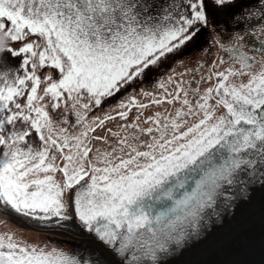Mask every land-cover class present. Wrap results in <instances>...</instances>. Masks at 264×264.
I'll return each instance as SVG.
<instances>
[{
  "label": "snow or ice",
  "instance_id": "obj_1",
  "mask_svg": "<svg viewBox=\"0 0 264 264\" xmlns=\"http://www.w3.org/2000/svg\"><path fill=\"white\" fill-rule=\"evenodd\" d=\"M211 3L221 8L232 0ZM197 24H209L206 0H0V54L20 58L16 68L0 69V216L62 225L72 219L71 207L79 227L116 264H161L162 256L199 235L216 215L218 198H231L226 189L264 186V68L252 72L257 61L241 50L243 35L223 49L239 70L215 73L218 82L198 99L189 98L197 89L176 84L152 101H178L174 116L156 113L147 129L121 125L123 136L109 129L108 149L90 157V140H108L89 134L114 119L88 122L90 107L181 49L200 32ZM261 40L256 51L264 55ZM45 69L58 78L43 75ZM243 76L246 83L235 82ZM61 104L74 112L83 129L78 135L54 125L47 108L54 112ZM132 106L147 107L129 98L118 105L121 120ZM33 133L39 144L29 140ZM0 264L109 262L98 253L46 251L5 234Z\"/></svg>",
  "mask_w": 264,
  "mask_h": 264
},
{
  "label": "water",
  "instance_id": "obj_2",
  "mask_svg": "<svg viewBox=\"0 0 264 264\" xmlns=\"http://www.w3.org/2000/svg\"><path fill=\"white\" fill-rule=\"evenodd\" d=\"M240 187L226 189L231 198H218L216 215L199 235L162 256L161 264H264V186L257 181L243 192ZM68 215L72 219L58 225L55 219L41 222L9 214L8 224L46 251L59 247L78 256L98 253L116 264L95 237L79 227L74 212Z\"/></svg>",
  "mask_w": 264,
  "mask_h": 264
},
{
  "label": "flooded vegetation",
  "instance_id": "obj_3",
  "mask_svg": "<svg viewBox=\"0 0 264 264\" xmlns=\"http://www.w3.org/2000/svg\"><path fill=\"white\" fill-rule=\"evenodd\" d=\"M254 3L261 4V0H232V3H230L227 10L225 11V17L223 19H218L217 21L210 20V23L212 24L209 26L210 28L209 30L213 35H215L216 37H224L228 39L231 38L229 44L220 47L221 50V52L219 53L220 55L216 57L219 62L221 61L222 57H225V59H227V54L223 51V49L234 47L237 44L238 37L240 35L244 36V39L239 41V43L242 45L241 50L247 52V54L250 56H254L253 53L256 52V49L258 48L257 45L261 44L258 36L255 37V31H256L255 29L256 26L260 28L261 26H264V19H261V16L264 15V12H262V9L253 11L252 9ZM258 34H261V31H258ZM197 40L199 41L197 45L202 54L201 58L200 56L199 57L190 56L189 58L184 60L182 59V55L184 56L186 55V53L179 54L178 57H173V56L169 57L171 60H169V58H167V60H164L162 58L158 62V64L155 65L154 68H151L150 70L148 69L147 72L142 77L137 78L132 82L130 86L131 98H134L136 100V98H139V93L140 96L144 95L143 94L144 92L148 93L145 99H141V101L136 100L137 103L141 102L147 105V107L143 108V110L139 112L140 115L144 117L146 120L149 117L154 116V107L152 102L153 99H160L156 97L159 94L165 95V96H161L162 98L166 97L167 93H170L175 88L176 84L178 83L181 84V87L183 88L197 89L198 90L197 95L192 96L190 94L189 98L198 99L199 95L203 94V92L207 88L213 87L218 82L215 76V73H217L218 71L215 72L213 67L211 68L207 67V64L211 60H213V54L209 48V45L212 44L213 42L207 41L204 36H200V38H198ZM187 62L190 63L193 62L192 66H190L189 68H185ZM201 65H203V67H201ZM233 65H234L233 68L234 70H239L238 64L233 63ZM202 77L207 79L202 80L201 79ZM239 78H236L235 80H238ZM139 83H141L144 90L143 88L141 91L139 90V86H140ZM161 83L164 84L163 88L159 86ZM169 87L170 89H168ZM121 95L122 93L120 92L114 95L113 102L115 104L120 100L118 97ZM210 103L214 104L215 101H210ZM162 108L164 112L167 113V116L169 117L174 116L175 111L172 109L171 105L168 106L163 105ZM118 110H119L118 108L114 109L116 114ZM138 110L139 109L132 108L130 112L131 114L130 116L132 119L137 120L135 117L138 113ZM184 110L186 111L187 109L184 108ZM223 112H224L223 109L222 111L219 109L217 111V115H221L223 114ZM60 119H61L60 117L54 116L53 117L54 125L57 127V125L59 126V123H62L60 128L66 129L68 131V129H70L68 125L72 123L69 120L70 118L65 116L64 119L65 121H67V123L59 122ZM190 119L193 120V118L191 117L189 118V120ZM121 121L122 120L119 118L118 123L121 124ZM75 126L78 127L79 125L76 124ZM150 126L152 125H146L145 129H147ZM109 129H116V131L118 130L116 124L110 127ZM105 130H106V126H104L103 129H99L97 135H105L104 134ZM142 139L150 140L151 137H142Z\"/></svg>",
  "mask_w": 264,
  "mask_h": 264
},
{
  "label": "rangeland",
  "instance_id": "obj_4",
  "mask_svg": "<svg viewBox=\"0 0 264 264\" xmlns=\"http://www.w3.org/2000/svg\"><path fill=\"white\" fill-rule=\"evenodd\" d=\"M206 3H207V15H208V20H209L208 26L202 27L199 24L195 25V28L201 29L200 32H198L197 35L191 41H189L186 45H184L181 49H179L178 51H175L173 53L168 54L163 59L167 60V58L172 57V56L178 57L179 54H182V53H186V55H184V56L182 55V59H184V60H186L190 56H196V57L200 56V58H201L202 54H201L200 49L197 45V43L199 42L197 39L200 38V36H204L207 41L213 42L212 44L209 45V48L213 54V60H211L207 64V67L208 68L213 67L215 72L216 71L222 72V71H225L226 69H230V68L233 69L234 65L230 60L225 59V62L221 63V61L219 62L216 58L218 55H220L219 54L221 52L220 47L223 45L229 44L231 38L228 39V38H224V37H216L209 30L210 29L209 26L212 24V23H210V20L217 21L218 19H223L225 17V11L227 10V8L230 4H226L225 6H223L221 8H217L211 3V0H206ZM258 9H262V4L254 3L252 10L256 11ZM255 30H256L255 31V37L258 36L260 42L262 43L261 37L264 36V33L258 34V31H260V27H258V26H256ZM214 37L217 39H215ZM28 42H31V41L29 40ZM11 46L14 49H18L21 46V44L20 43H14ZM257 46L259 48L261 46V44L257 45ZM197 52H200V53H197ZM253 55L256 57V61H257L254 65V67L252 68V72L255 73V72L261 71L262 68H264V55H262L259 51H256L255 53H253ZM223 58H225V57H223ZM169 60H171V59L169 58ZM174 61H176V60H174ZM193 62L192 63L187 62V65L185 66V68H189L190 66H192ZM19 63H20L19 57L13 59L10 56V54L7 52L0 54V69L16 68L19 65ZM154 67L155 66L150 67L149 70L151 68H154ZM49 72H52L56 76V78H58V76H59L58 72H56V70H52V69H45L43 71V75H47ZM167 72H169V71H167ZM201 73H203V72H201ZM208 74H209V72H208ZM195 77H197V76H195ZM247 80H248V76H243V77H240L238 80H235V82L236 83H240V82L246 83ZM131 84H129L125 88L121 89L120 93H122V95L118 97L120 100L116 104L113 102V100H114V96H113L111 98L105 99L100 107H96L95 105H92L90 107V111L88 112V117H89L88 122H91L92 119L104 118L106 115H111L114 117V119L106 120V122H105L106 130L104 132L105 135H103V136H105L107 138V140H108L107 143H105L102 140H94V139L90 140L89 143H90V147L92 148V153H90V157L95 155L97 149H99L101 152H104L105 150L108 149L109 144H111L113 139H114L108 130L110 127L114 126L115 124L117 125V129L120 131L121 136L125 135V133L121 129V125H127V124H132V122L133 123L136 122L135 124L138 125L140 128H143V129H145L146 125H151L150 122L145 123L146 119L140 115L139 112L142 111L143 109H140L136 106L131 107L130 110L125 109L126 111H128V119L122 120L121 124L118 123L120 117L118 116V114H116L114 109L118 108V105L120 103L126 104L129 100V98H131V95H130ZM139 85H140L139 90L141 91L143 86L141 85V83H139ZM44 86H46V85H44ZM168 89H170V87ZM174 89L170 93H172L174 91ZM143 90H144V88H143ZM161 96H165V95L159 94L156 97L161 99L162 98ZM145 97H146L145 95L140 96V93H139V98H136V100L141 101V99H145ZM212 101H214V100H212ZM21 102L23 103V101H21ZM137 104H141V102H139ZM163 105L164 106L171 105V107L174 111L176 109L182 107V105L178 101H174L172 104H168L166 102L161 103V104H154L153 103L154 116L156 113H160L162 116H167V113L164 112V110L162 108ZM132 108L139 109L138 113L136 115V117L139 116L138 120L131 118L130 112H131ZM47 110L49 111L50 117L52 119L54 116L60 117L61 119L59 120V122H64L65 116L70 118L69 120L72 123L68 125V127L70 129H68V131H66L65 134L70 135V136H75V135H78L80 131H83V129L80 128V126H78V127L75 126L76 125V117H75V114L71 110L70 107L66 109L65 106L63 104H61V106L59 108H57L54 112L51 110L50 106L47 108ZM220 110L222 111V108ZM174 114H175V112H174ZM193 122H194V120H192V119L188 120L189 124H191ZM61 125H62V123H59V126L57 125V129H59ZM107 127H108V129H107ZM98 130H99V128L96 130L95 133H90L89 136L91 137V136L97 135ZM111 130L116 131V129H111ZM45 135H47V133H45ZM29 140L36 143V144H39V141L36 139L35 133L32 134V136L29 138ZM56 155H57L56 163L60 164L62 166V161L59 158V153H56ZM55 178L57 181H62V179H63L62 174L59 172H57L55 174ZM68 212H73L71 207H69ZM8 218H9V216L8 217L0 216V235L12 234L14 236V238L19 240V241H22V242L27 243L29 245H34V246L39 247L31 238H29L28 236H26L22 232L18 231L17 229H15L11 225H9L8 224Z\"/></svg>",
  "mask_w": 264,
  "mask_h": 264
}]
</instances>
